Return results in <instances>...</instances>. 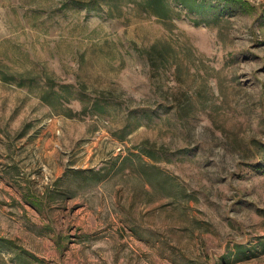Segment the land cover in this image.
<instances>
[{"label":"rangeland","instance_id":"obj_1","mask_svg":"<svg viewBox=\"0 0 264 264\" xmlns=\"http://www.w3.org/2000/svg\"><path fill=\"white\" fill-rule=\"evenodd\" d=\"M192 1L0 0V264H264V0Z\"/></svg>","mask_w":264,"mask_h":264},{"label":"trees","instance_id":"obj_2","mask_svg":"<svg viewBox=\"0 0 264 264\" xmlns=\"http://www.w3.org/2000/svg\"><path fill=\"white\" fill-rule=\"evenodd\" d=\"M149 1V3H155V5L158 7V12L161 14V12L163 11V5H162V0H148ZM181 4H184V5H188V4H190V2L192 1V0H178ZM193 2V1H192ZM48 82H52V80L51 79H49L48 80ZM47 95V94H46ZM42 99H46V101H48L49 102V104L52 106V108H56L57 107V105L56 104H58L59 106H62L63 105V103H64V100H66L65 98H63V96L62 95H53V96H43L42 97ZM48 99V100H47ZM51 101H50V100ZM63 99V100H62Z\"/></svg>","mask_w":264,"mask_h":264}]
</instances>
